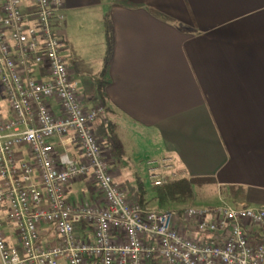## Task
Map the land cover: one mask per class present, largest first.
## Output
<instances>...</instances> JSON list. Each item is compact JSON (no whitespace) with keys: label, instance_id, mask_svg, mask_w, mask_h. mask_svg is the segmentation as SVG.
Instances as JSON below:
<instances>
[{"label":"built area","instance_id":"2783aa9c","mask_svg":"<svg viewBox=\"0 0 264 264\" xmlns=\"http://www.w3.org/2000/svg\"><path fill=\"white\" fill-rule=\"evenodd\" d=\"M64 0H0L1 264H264V208L221 201L158 211L130 202L63 56ZM75 144L82 160L59 152ZM90 174L103 205L68 202ZM190 179L146 161L143 186Z\"/></svg>","mask_w":264,"mask_h":264},{"label":"crops","instance_id":"0c3cea01","mask_svg":"<svg viewBox=\"0 0 264 264\" xmlns=\"http://www.w3.org/2000/svg\"><path fill=\"white\" fill-rule=\"evenodd\" d=\"M64 5L62 37L71 58L78 61L74 46L87 33L103 36L93 79L70 74L86 107H105L92 128L127 199L137 202L146 161L156 159L190 178H212L230 204L264 208V0ZM106 27L112 52L100 97ZM138 141L145 142L141 159L125 153ZM68 154L82 160L77 146ZM66 197L73 205H103L90 174L70 182Z\"/></svg>","mask_w":264,"mask_h":264},{"label":"rangeland","instance_id":"374dc122","mask_svg":"<svg viewBox=\"0 0 264 264\" xmlns=\"http://www.w3.org/2000/svg\"><path fill=\"white\" fill-rule=\"evenodd\" d=\"M57 34L60 37V41H63L62 34H64V31L61 27V25L56 30ZM65 37V36H64ZM66 38V37H65ZM81 42L76 43L74 48H76L78 61L71 58L69 56V49L65 47L63 43V56L67 60L69 64V71L72 74V76L76 78H80V76H87L88 79H93L91 76L93 75L94 66L97 63V60L100 58L103 50V36L97 35V33L94 31L90 34H86L85 37L80 39ZM82 100L83 97H81ZM145 145L144 141H138L135 147H130L129 149H125L128 155L132 154H139L140 159L143 157L144 148L142 146ZM76 145L73 144L72 146H68L64 149H58L59 152H71L72 148ZM132 157L130 158V162H132ZM136 175L138 176V179L141 177V174L139 172H136ZM144 195V208L152 209V210H158V211H180L181 209L195 205V206H214L221 203L222 198H219V193L215 185L213 184H205L200 185L198 187L193 188V196L190 200L181 203V204H167V205H161L158 202V199L155 195V192L151 188L144 187L143 189ZM139 197V192H138ZM1 264V262H0Z\"/></svg>","mask_w":264,"mask_h":264},{"label":"trees","instance_id":"16d2710c","mask_svg":"<svg viewBox=\"0 0 264 264\" xmlns=\"http://www.w3.org/2000/svg\"><path fill=\"white\" fill-rule=\"evenodd\" d=\"M112 52V43H111V37L109 34L108 27L105 29V55L103 59V66L101 69V73L99 75V81L97 84V94L101 97V81L102 77L104 75V72L106 70V67L108 65L110 55ZM109 125H107L108 127ZM111 127V126H110ZM109 132L112 133L111 128L109 129ZM119 151V149H118ZM120 155V151H119ZM214 180L212 178H202V179H197V178H190V179H185V180H180L176 181L173 183H168L159 187L152 188L153 191L155 192V195L158 199V202L161 205H167V204H181L184 203L188 200H190L193 196V188L198 187L200 185H205V184H214ZM144 186L140 185L139 187V197L137 202L139 203L140 206L144 207ZM238 192L240 194L244 193V189L242 188H237ZM237 192V193H238ZM151 264H156L152 262Z\"/></svg>","mask_w":264,"mask_h":264}]
</instances>
